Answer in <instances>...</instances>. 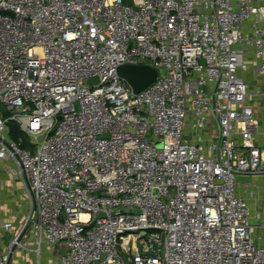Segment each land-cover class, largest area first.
Wrapping results in <instances>:
<instances>
[{"label": "built area", "instance_id": "2783aa9c", "mask_svg": "<svg viewBox=\"0 0 264 264\" xmlns=\"http://www.w3.org/2000/svg\"><path fill=\"white\" fill-rule=\"evenodd\" d=\"M124 64L157 76L135 94ZM249 74L264 0H0V162L27 204L0 264H264L236 181L264 176Z\"/></svg>", "mask_w": 264, "mask_h": 264}, {"label": "crops", "instance_id": "0c3cea01", "mask_svg": "<svg viewBox=\"0 0 264 264\" xmlns=\"http://www.w3.org/2000/svg\"><path fill=\"white\" fill-rule=\"evenodd\" d=\"M264 101V98H263ZM257 108V109H256ZM255 113L259 120V133L255 136L257 142L264 146V116H258V113H264V107H257ZM13 166L9 161L0 162V251H3L7 242L12 237L18 225L21 223L24 214L27 212V204L24 200L22 188L19 180L12 175ZM239 186V195L244 197L253 210L262 213L264 220V176L251 177L249 182L242 181ZM253 193L255 198L250 197ZM8 222V229L3 227V223ZM33 256V257H32ZM48 258L45 264H49V259L54 261L53 253L50 258L47 249L44 248L41 256V264L43 258ZM35 255L23 251H16L15 259H19L20 264H33ZM33 261V262H32Z\"/></svg>", "mask_w": 264, "mask_h": 264}, {"label": "water", "instance_id": "95a60500", "mask_svg": "<svg viewBox=\"0 0 264 264\" xmlns=\"http://www.w3.org/2000/svg\"><path fill=\"white\" fill-rule=\"evenodd\" d=\"M117 75L125 81V83L131 88L133 93H139L143 89L147 88L156 78L157 71L147 64H124L116 68ZM98 80L97 78H90L89 84H94ZM160 145V143H156ZM251 180L250 176L237 175L236 181ZM102 215V213H100Z\"/></svg>", "mask_w": 264, "mask_h": 264}, {"label": "rangeland", "instance_id": "374dc122", "mask_svg": "<svg viewBox=\"0 0 264 264\" xmlns=\"http://www.w3.org/2000/svg\"><path fill=\"white\" fill-rule=\"evenodd\" d=\"M249 92L250 93H254V92H260L264 90V76L262 75H253V74H249ZM251 101H256L257 102V107H264V101L263 99H256L254 97L251 98ZM0 108L3 110V112H5L6 116L9 115V113H6L5 107L2 106L0 104ZM257 109V108H256ZM258 116H264V113L260 112L258 113ZM214 124L213 121H210V131L214 130ZM42 139V137H38L36 140H34L33 138L29 137L26 135L25 137V143H26V148L27 149H33V144H31L33 141H40ZM43 250V249H42ZM65 253V245L63 244H56L54 246V250H53V259L56 261L57 257L61 256L62 254ZM33 257V256H32ZM48 261V258H43L42 264H45ZM33 262V261H32ZM33 264H35V261L33 262Z\"/></svg>", "mask_w": 264, "mask_h": 264}, {"label": "trees", "instance_id": "16d2710c", "mask_svg": "<svg viewBox=\"0 0 264 264\" xmlns=\"http://www.w3.org/2000/svg\"><path fill=\"white\" fill-rule=\"evenodd\" d=\"M7 125L9 127V137L14 141H18L19 139H21L20 146L22 148H26V143H25L26 134H24L20 130L18 124L14 121H8Z\"/></svg>", "mask_w": 264, "mask_h": 264}]
</instances>
